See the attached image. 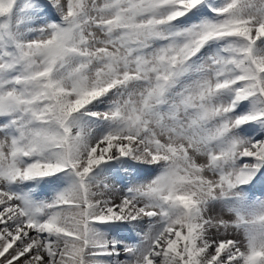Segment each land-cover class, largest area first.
I'll return each mask as SVG.
<instances>
[{
  "label": "snow or ice",
  "instance_id": "6c2138e0",
  "mask_svg": "<svg viewBox=\"0 0 264 264\" xmlns=\"http://www.w3.org/2000/svg\"><path fill=\"white\" fill-rule=\"evenodd\" d=\"M0 264H264V0H0Z\"/></svg>",
  "mask_w": 264,
  "mask_h": 264
}]
</instances>
